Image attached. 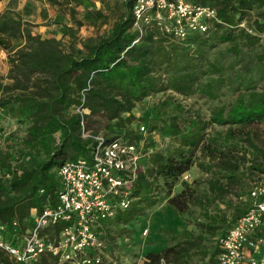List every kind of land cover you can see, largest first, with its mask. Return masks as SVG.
<instances>
[{"label": "trees", "instance_id": "obj_1", "mask_svg": "<svg viewBox=\"0 0 264 264\" xmlns=\"http://www.w3.org/2000/svg\"><path fill=\"white\" fill-rule=\"evenodd\" d=\"M46 1L54 7L63 3L69 5L68 15L74 26L64 29L66 43L34 33V24L8 8L0 11V35L11 40V49L22 47L15 68L5 76L6 82L0 80V132L9 123L20 126L21 131L19 138L13 131L3 137L5 145L0 153L2 223L8 225L15 220L21 233L31 210L39 212L45 203L55 202L58 180L54 169L65 160L88 158L90 141L79 137L81 116L74 112L77 106L85 110L82 117L88 127L104 122L103 134L107 139L138 142L141 135L136 129L117 135L111 131L124 127L136 102L167 89L183 95L197 91L212 99L224 87L234 93V98L230 103L213 107L207 122L195 118L181 122L177 120L180 108L173 106L178 114L163 123V131L175 139L177 148L163 156L153 155L150 159L153 178L149 179L147 171L139 169L131 191L132 202L126 210L118 211L104 223L101 237L108 233L107 224L128 223L156 202L155 177L159 176L169 188L192 165L208 171L207 164L196 161L195 151L219 160L223 171L220 177L226 183L223 186L217 178L207 180V189L213 195L221 197L228 183L239 181L234 174L236 166L230 162L232 154L221 149H226L233 141L232 129H226L222 141H218L217 135L206 136L205 129L210 123L242 127L264 122V90H256V84L264 81V39L260 37L264 36V0H215V14L220 23L210 22L205 32H190L176 39L147 27L134 43L131 41L137 33L131 30L130 11L133 0L118 2L115 19L105 35L80 39L76 28L82 22L73 18L71 6L80 0ZM188 1L205 3L206 0ZM249 10H253V19L245 27L252 33L237 26ZM223 44L226 46L219 48ZM203 77L205 80H201ZM250 165L258 174L264 173L261 160L253 159ZM184 191L181 189L167 200L179 212L191 198V193ZM248 204L249 201L244 207L236 208L225 228L223 217L220 223L208 227L222 229L219 233L222 234ZM61 226L49 227L48 232L55 233ZM181 238L157 252L146 253L145 257L153 264L160 259L165 263L183 264L199 251L201 237ZM214 242L210 253L200 250L203 256L207 255L206 263L216 252ZM0 261L13 264L2 255ZM15 264L58 263L49 254H40L31 262Z\"/></svg>", "mask_w": 264, "mask_h": 264}, {"label": "rangeland", "instance_id": "obj_2", "mask_svg": "<svg viewBox=\"0 0 264 264\" xmlns=\"http://www.w3.org/2000/svg\"><path fill=\"white\" fill-rule=\"evenodd\" d=\"M118 2L120 0H80L78 3H71L73 18L82 22V25L76 28L77 38L98 37L109 32L115 19V8ZM205 3L214 8L217 7L215 0H206ZM68 6L63 3L61 6L54 7L46 0H0V11L8 8L18 13L23 20L34 24L32 28L34 33L41 37L59 39L62 43L67 42V37L63 36L65 27L74 26L73 19L68 15ZM95 14L98 17H95ZM243 19L245 26L250 24L253 19V10L247 11ZM260 37L264 39L263 35ZM11 45L9 38L0 35V80L3 82L7 80L6 74L15 68L20 49H22L21 46L11 49ZM224 46L226 45H220L219 48ZM201 80H205V77ZM256 90H264V81L256 84ZM233 98L234 93L224 87L212 99L204 97L197 91L187 95L168 89L152 93L136 102L124 127L112 129L111 134L134 131V129L137 130L138 125L146 123L144 124L146 131L141 142L143 149L150 150V152L141 157L140 168L143 172L146 170L151 179L154 177L153 164L150 162L153 155L163 156L177 148L175 139L163 131V123L170 121L171 116L178 114L177 110L173 109L174 105L180 108V115L178 114L180 117L177 120L186 121L187 118H195L207 122L213 107L230 103ZM178 125L183 126L180 122ZM104 126V122L100 121L98 124L89 125V129L104 132ZM19 128L20 126L9 123L6 124L4 132L13 131L19 138L21 136ZM227 128L232 129L234 139L228 143L229 147L226 149L221 147V149L223 152H228L227 154H232L230 162L236 166L234 174L238 176L239 181L228 183L225 188L226 192L221 197L213 195L207 189V180L217 178L223 186L226 183V180L220 177L223 171L218 164L219 160L216 156L209 158L195 151L196 161L207 164L208 171L192 165L180 174L169 188L159 176L155 177L153 194L156 202L153 205L144 208L128 223L107 224L108 233L102 235L105 251L101 264H153L149 258L145 257L146 253L157 252L162 247L174 244L182 239L181 237L189 236L201 237L198 240L200 249L195 251L196 254L193 253L183 264L206 263L207 255L203 256L200 250L210 253L214 238L222 230H212L208 226L220 223L223 217L222 226L225 228L226 221L236 208H242L248 203V184L253 177L258 175L257 171L249 168L250 162L257 159L264 164V122L242 127L238 125L219 126L210 123L206 125V136L217 135L218 141H222L221 137ZM3 144L5 145V142ZM183 188L185 194L191 193V198L186 208L179 212L167 200ZM211 218L214 220L212 221ZM157 264L171 263H165L160 259Z\"/></svg>", "mask_w": 264, "mask_h": 264}, {"label": "built area", "instance_id": "obj_3", "mask_svg": "<svg viewBox=\"0 0 264 264\" xmlns=\"http://www.w3.org/2000/svg\"><path fill=\"white\" fill-rule=\"evenodd\" d=\"M130 11L131 30L137 33L131 43L147 27L182 39L190 32H205L210 22L220 23L213 6L188 0H133ZM237 26L252 33L244 21ZM74 112L81 116L80 139L90 141L88 158L65 160L54 169L55 202L34 211L21 233L15 220L8 225L0 221V255L13 264L31 262L40 254H49L58 264H101L104 223L133 199L140 159L150 152L142 147L144 124L137 126L138 142L107 139L101 130L89 129L80 105ZM5 133L0 132V153ZM247 195L248 207L216 236V252L206 264H264V173L251 180ZM57 224L62 226L55 233L48 232Z\"/></svg>", "mask_w": 264, "mask_h": 264}, {"label": "crops", "instance_id": "obj_4", "mask_svg": "<svg viewBox=\"0 0 264 264\" xmlns=\"http://www.w3.org/2000/svg\"><path fill=\"white\" fill-rule=\"evenodd\" d=\"M34 213V210H31L30 212H29V217H28V219L30 218V216H32V214ZM264 244V243H263ZM262 247H263V245H262Z\"/></svg>", "mask_w": 264, "mask_h": 264}]
</instances>
